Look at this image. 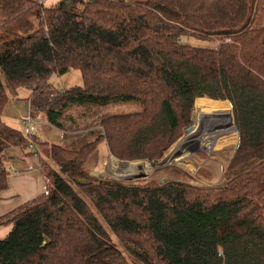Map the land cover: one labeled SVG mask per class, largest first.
<instances>
[{"label": "trees", "instance_id": "obj_1", "mask_svg": "<svg viewBox=\"0 0 264 264\" xmlns=\"http://www.w3.org/2000/svg\"><path fill=\"white\" fill-rule=\"evenodd\" d=\"M71 70L84 86L53 89L51 76ZM23 88L33 116L68 134L48 152L56 166L46 192L0 218L10 227L0 264H128L104 224L146 263L264 264V0H0V195L5 151L30 146L3 121ZM195 101L235 116L239 145L223 187L125 184L86 171L104 139L119 160L162 159ZM130 103L140 110L100 116L104 134L66 112Z\"/></svg>", "mask_w": 264, "mask_h": 264}, {"label": "rangeland", "instance_id": "obj_2", "mask_svg": "<svg viewBox=\"0 0 264 264\" xmlns=\"http://www.w3.org/2000/svg\"><path fill=\"white\" fill-rule=\"evenodd\" d=\"M60 2L61 0H53L47 3V5L52 6ZM125 2L128 3L130 2V0H125ZM186 42H188V44L190 45L204 48H218L220 45V41L218 40H214L212 43H202L198 42V40L189 38L186 40ZM49 83L52 88L57 91H67L73 88H81L84 86L83 76L78 70H71L62 76L53 75L51 76ZM19 92L21 94V92H24V90H19ZM15 106H17V109H19V111H21L20 113L22 114L18 115L16 122H14L18 126L21 124L20 121L22 119L24 120V117L22 116L27 112L28 105L24 100L19 101V103H13L12 101H10V103L8 104V108L9 110H11V113H17L18 110H16ZM22 109L25 110L24 113L22 112ZM138 110H140L139 104L130 103L115 104L103 109L73 107L66 112L67 117L73 118L75 122L79 124L78 126L80 128L90 127L88 128V131L93 129L104 134V129L100 123V116L102 118V116L106 115L129 114L137 112ZM205 110L206 109L196 110L195 101L191 117V124L182 126L181 137L169 148L162 159L154 160L160 161L167 158L169 161V165L167 167L154 170L149 165H145V163H153L154 161L119 160L111 154L107 140L104 139V142L98 147L97 151L93 154L92 159L88 162L86 171L91 173L92 176L93 174H97L98 176L96 178L101 181H117L125 184L145 185L153 182L155 185H166L168 183L180 182L191 185L200 190H215L223 187L226 183V170L231 160L235 156L239 145V134L238 132H236L237 128L235 124V116L233 110L231 112L222 113L231 114L233 125L231 124L232 122L227 125H224L223 122H216L215 124L212 123V121H219V119L216 118V116H213V114L211 115L209 111L208 113L206 112L204 114ZM201 122L203 123L202 125ZM66 125L67 127L71 126V124L68 122L66 123ZM228 125L229 128L226 127ZM192 126L195 127L194 130L191 133H187L188 128ZM23 131L25 132L24 129ZM232 131L235 132L236 142L227 145V147L224 146L225 148L221 147L219 142H216V151L208 150V146L205 143L203 144L201 141L202 135H206V137L208 135L217 137L223 134L222 137H224L229 135V133H231ZM51 148L52 146L49 144L48 146H43L42 148H40L46 158H44V168L42 171H45L47 173H50V171L54 169L53 161L48 157V152L51 150ZM178 149L183 152L181 157H175V155H172L174 152L179 151ZM172 156L174 157L170 159ZM120 162H128L129 164H121ZM141 164L143 165L142 172L147 175V178H140L138 180H135L134 177L131 176L135 174L137 176H140L141 171L136 166ZM126 166H129V168H126ZM130 167L133 168L132 174L128 171L130 170ZM49 169L50 171H48ZM14 171L15 170H13L12 174L14 173ZM41 174L43 178V172H41ZM91 207L93 208L92 204ZM104 225L110 237L112 238V243L126 257L128 264H163L157 259H152L151 262L146 263L141 261L139 258L134 257L127 250L124 239L121 236L119 238L117 234L113 232L106 224ZM9 232L10 227H2L0 229V239H5ZM133 240L136 239L131 238L128 241L129 246H131L132 248L135 247V243ZM146 247L149 248L148 246Z\"/></svg>", "mask_w": 264, "mask_h": 264}, {"label": "crops", "instance_id": "obj_3", "mask_svg": "<svg viewBox=\"0 0 264 264\" xmlns=\"http://www.w3.org/2000/svg\"><path fill=\"white\" fill-rule=\"evenodd\" d=\"M19 90H24V92H21L20 94ZM19 90L12 94L10 101L13 103H19L21 100L26 101L28 108L27 112L22 117H24L25 120L30 115L33 123L29 128H25L23 127L24 125L22 123L23 119L21 120L20 118L21 121H19L21 124L17 126L14 122H16L18 115H22L20 113L21 111H19L17 106H15L16 110H18L17 113H11L8 105L3 114V121L7 126L22 132V134L30 142V145L34 144L35 148L30 149V146L28 149L13 147L5 151V163L8 167V172L10 175L8 179V189L2 192L0 195V218L6 216L26 203L40 197L46 192V174L48 175V173L42 171L44 168L43 164L45 156L40 150V145L44 143H47L51 146L61 144L64 135L68 134L47 123L42 115H38L35 118L32 114L30 105L32 92L26 88ZM22 112L24 113L25 110L22 109ZM53 166L56 165L53 163ZM13 170L15 171L12 174ZM48 171H50V169ZM41 172H43V178ZM1 228L2 226H0V229Z\"/></svg>", "mask_w": 264, "mask_h": 264}, {"label": "bare ground", "instance_id": "obj_4", "mask_svg": "<svg viewBox=\"0 0 264 264\" xmlns=\"http://www.w3.org/2000/svg\"><path fill=\"white\" fill-rule=\"evenodd\" d=\"M232 110V109H231ZM207 111H205L204 112V114L206 113ZM208 113V112H207ZM211 115H212V113H210ZM206 115H208V114H206ZM213 116H216V118H218L219 119V121L217 120H215V121H212V123H215L216 124V122L218 123V122H223V124L224 125H227V124H230V122H232L233 120L231 119L232 117H231V114H213ZM215 118V117H214ZM212 119V118H211ZM211 123V124H212ZM203 123L201 122V125H202ZM232 125H233V122L231 123ZM226 127H228L229 128V125L228 126H226ZM206 128V127H205ZM223 129V128H222ZM197 130H198V128H197ZM200 132V131H199ZM224 132V131H223ZM222 135L223 134H221V136H217V137H212L211 135H208L207 137H206V135H202V137H201V141H202V143L204 144H206L207 146H208V150H210V151H216L217 150V147H216V145H215V143L216 142H219L220 143V146L221 147H224V146H226L227 147V145H230V144H233V143H235L236 142V139H235V137H236V135H235V132L234 131H232L231 133H229V135H227V136H224V137H222ZM192 137V136H191ZM198 144V143H197ZM199 145V144H198ZM206 147V146H205ZM225 148V147H224ZM115 163V162H114ZM126 168H129V166H126ZM127 170V169H126ZM120 171V170H119ZM123 171V170H122ZM131 174L133 173V168L132 167H130V170H128ZM127 172V171H126ZM139 173V172H138Z\"/></svg>", "mask_w": 264, "mask_h": 264}, {"label": "water", "instance_id": "obj_5", "mask_svg": "<svg viewBox=\"0 0 264 264\" xmlns=\"http://www.w3.org/2000/svg\"><path fill=\"white\" fill-rule=\"evenodd\" d=\"M118 2L122 3L124 2L125 0H117ZM194 126L188 128L187 130V133H191L193 130H194ZM237 132V131H236ZM183 146V145H182ZM183 149V147H182ZM179 150V149H178ZM183 154L182 151H177V152H174L172 155H175V157H181ZM174 156H172L170 159H172ZM169 159V160H170ZM121 164H129L128 162H120ZM145 165H149L151 168H153L154 170H157V169H161V168H165L169 165V161L167 158L163 159V160H160V161H154L153 163H145ZM136 167L139 168V170L141 171V174L140 176H137L136 174L135 175H132L131 177H134L135 180H138L140 178L142 179H145L147 178V175H145L143 172H142V169H143V165H137ZM94 177H97L98 175L97 174H93ZM121 180V179H120Z\"/></svg>", "mask_w": 264, "mask_h": 264}, {"label": "built area", "instance_id": "obj_6", "mask_svg": "<svg viewBox=\"0 0 264 264\" xmlns=\"http://www.w3.org/2000/svg\"><path fill=\"white\" fill-rule=\"evenodd\" d=\"M50 1H52V0H39V4L40 5H45V4L49 3ZM22 123H23L24 127H28L29 128L30 125L33 123V120L31 118V116L29 115V117L26 118L25 120H23ZM33 148H35V145L34 144L33 145H30V149H33Z\"/></svg>", "mask_w": 264, "mask_h": 264}]
</instances>
